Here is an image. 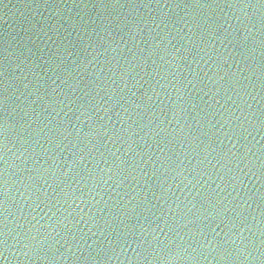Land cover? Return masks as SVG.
I'll return each instance as SVG.
<instances>
[{
  "label": "water",
  "instance_id": "obj_1",
  "mask_svg": "<svg viewBox=\"0 0 264 264\" xmlns=\"http://www.w3.org/2000/svg\"><path fill=\"white\" fill-rule=\"evenodd\" d=\"M0 264H264V0H0Z\"/></svg>",
  "mask_w": 264,
  "mask_h": 264
}]
</instances>
